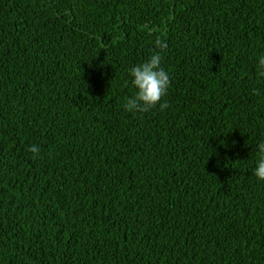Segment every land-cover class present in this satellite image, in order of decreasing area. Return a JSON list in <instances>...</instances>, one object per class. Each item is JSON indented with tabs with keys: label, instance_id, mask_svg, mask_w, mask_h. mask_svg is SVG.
Returning a JSON list of instances; mask_svg holds the SVG:
<instances>
[{
	"label": "trees",
	"instance_id": "1",
	"mask_svg": "<svg viewBox=\"0 0 264 264\" xmlns=\"http://www.w3.org/2000/svg\"><path fill=\"white\" fill-rule=\"evenodd\" d=\"M261 57L264 0H0V264H264Z\"/></svg>",
	"mask_w": 264,
	"mask_h": 264
},
{
	"label": "clouds",
	"instance_id": "2",
	"mask_svg": "<svg viewBox=\"0 0 264 264\" xmlns=\"http://www.w3.org/2000/svg\"><path fill=\"white\" fill-rule=\"evenodd\" d=\"M155 46L159 51L153 52L143 63L133 66L130 69L131 83L135 88V94L126 100L125 108L129 112L147 113L154 109L158 104L161 111L166 110L169 105L166 101L161 103L170 87V76L161 67L162 53L167 49V43L162 37H157ZM258 75L264 77V57L258 61ZM259 95V92H255ZM256 152L259 156L254 175L260 181H264V142L256 145ZM28 151L33 154L35 159L40 153L38 145H31Z\"/></svg>",
	"mask_w": 264,
	"mask_h": 264
}]
</instances>
